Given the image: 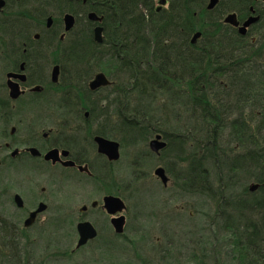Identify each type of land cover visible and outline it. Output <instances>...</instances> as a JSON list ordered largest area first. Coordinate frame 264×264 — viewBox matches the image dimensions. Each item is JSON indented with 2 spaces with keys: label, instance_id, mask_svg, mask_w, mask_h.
I'll list each match as a JSON object with an SVG mask.
<instances>
[{
  "label": "rangeland",
  "instance_id": "obj_1",
  "mask_svg": "<svg viewBox=\"0 0 264 264\" xmlns=\"http://www.w3.org/2000/svg\"><path fill=\"white\" fill-rule=\"evenodd\" d=\"M38 1L9 0V7H12L9 9L23 7L24 2L40 6ZM192 3L190 11L195 17L192 23L197 26L208 24L206 16H200L204 0H193ZM222 4L229 10L239 7L240 3L236 0H222ZM166 7L163 6L165 9ZM205 7L209 10L207 5ZM46 11L55 17L51 8L47 7ZM225 15L226 13L222 16V22ZM86 20V17L79 16L71 32L61 29V43L67 45L72 37L80 36L86 27ZM257 26L254 29L256 31L260 28L259 24ZM182 28L178 26L179 32L184 31ZM196 31L201 36L202 30ZM203 31L207 35L209 30ZM36 32H32L31 36ZM179 32L176 31V38L183 35ZM191 34L189 37L194 33ZM206 35L203 34L202 38ZM200 36L195 42L202 43L204 39L200 41ZM255 41L261 42V39L255 38ZM38 45L40 48L47 46L41 52L47 64L54 58L59 59L62 62L60 71L63 69L66 73L64 59L59 52H55L54 43L46 39ZM179 46L181 42L177 40L176 48H180ZM109 51L107 46L99 49L98 54L102 59L98 61V72L104 73L110 79L112 89L119 85H128L127 76H122V70L115 66L116 62H113ZM263 60L264 48L260 56L253 59L254 65L261 67L260 62ZM254 65H245L252 70L251 76L242 73L224 76L213 75L212 71L204 72V76L210 75L211 79L202 88L218 98L214 111L220 115L221 123L215 129V134L212 132L213 126L206 122L201 123V114L191 108L188 95L192 89L189 85L176 84L175 81L165 83L167 90L165 87L145 91L141 97L142 104L137 109L150 116V123L160 130L155 131V134L161 132L162 135L164 132L169 137L168 146H164V149L158 152L150 150L148 142L154 137V133L145 144L140 143V140L119 143V158L110 164L98 159L96 165L94 164L93 178L50 167H43L41 173H34L30 170V163L20 161L17 175L10 176L6 179L8 182L3 181L0 184L2 189L10 188L3 195L0 191V215L8 219L1 222L4 224L22 220L25 215L24 210L15 205L13 192L21 195L26 209L33 207L37 197H45L49 207L42 216L51 219L45 223V230H41L39 223H35L28 230L29 236L25 240L16 239L12 231L0 229V264H231L232 252L235 251L236 241L240 239L244 225L243 216L240 213H231L228 209L223 214L231 216L223 217L220 210L230 207V204L223 205L226 197L234 200L245 197L243 192L246 188L252 195L256 193L255 190L248 189L252 183L248 177L253 170L238 173L232 179L235 181L233 191L230 192L224 186L225 183L221 184L222 176L227 175L226 168L219 171L210 153L219 154L223 150L225 155L229 154L228 158L233 157L238 150L236 139L245 141L247 137L249 141L246 144L256 143L264 148V67L258 71L259 69L253 68ZM226 66L222 68L228 70ZM48 67L50 70V66ZM106 69L111 76L108 77ZM186 69L180 68V60H176V65L171 66L174 79L177 77L186 80L196 71L195 66L188 65ZM61 72L58 86L61 84ZM1 80L3 76L0 71ZM221 88L223 89L220 90ZM110 90L111 88L100 89L92 96L98 104V111L105 110L107 104L115 102L109 95ZM130 92L132 90L127 94ZM0 98L8 99L7 94L2 91ZM58 99L59 94L54 90L42 96H23L10 102L19 106L22 129L31 125H43L45 129L53 125L60 127L66 119L81 120L77 118L76 105L65 114L59 111ZM121 101L123 104L126 102L125 99ZM138 111L132 113V110L124 106L121 108L122 115L139 116ZM88 126L93 129L96 122H90ZM176 135L182 140L177 146L174 139ZM161 139L163 140L162 136ZM203 144L216 146L209 156L203 150ZM89 155L92 156L93 152ZM192 155L205 159L209 180L206 192L194 191V187L187 180V161L193 158ZM159 166L164 168L168 177L166 185L154 174V169ZM41 187L45 188L44 192L40 191ZM106 193L119 196L124 201L125 208L121 214L124 215L125 223L120 234L114 232L109 221L111 216L104 210L103 201L101 204V198ZM92 200L98 201L97 207L90 208ZM83 204L87 206L85 212L80 211ZM80 219L88 220L94 225L97 235L76 247L78 233L75 226ZM7 224L4 227L10 225ZM258 251H264V240L258 245Z\"/></svg>",
  "mask_w": 264,
  "mask_h": 264
},
{
  "label": "trees",
  "instance_id": "obj_2",
  "mask_svg": "<svg viewBox=\"0 0 264 264\" xmlns=\"http://www.w3.org/2000/svg\"><path fill=\"white\" fill-rule=\"evenodd\" d=\"M6 1L4 13L0 14V56L15 55L14 51L21 47L22 42L31 41L32 32H40L39 43L46 39L54 43L55 52H59L67 68L66 73L62 69L61 84L55 87L59 94V111L65 114L76 105L77 118L86 121L88 125L90 122H96L93 129L87 128L92 135L118 139L120 144L126 141L137 142V140L145 144L150 135L155 131H160L156 125L150 123V116L147 113L139 112L137 109L142 104L141 97L145 91L164 89L165 83L175 81L176 84L189 85L192 89L191 94L188 95L191 99V108L198 110L201 114L199 117L201 123L206 122L213 126L212 132L215 134V129L221 123L220 115L214 111V104L218 98L202 88L203 84L211 79L210 75L204 76V72L211 73L212 71L213 75L223 74L224 76L238 73L251 76L250 71L252 70L245 65H254L253 59L256 60L264 48V21L259 24L258 31L254 30L257 26L255 24L244 36L238 34L234 27L221 21L222 16L229 12H235L240 19L242 17L240 2L239 7H232L229 10L220 3L211 12L207 11L203 5L200 16L205 15L208 24L197 26L192 23L195 17L190 11L193 0H167L166 9L162 8L158 13L152 11L153 0H85L84 3L83 0H39L40 6H32L24 2L23 7L17 9H9L12 7H9V0ZM47 7L51 8L55 15L53 25L49 30L43 27L45 18L52 15L46 11ZM89 11L104 15L102 43L96 44L93 41V23L86 20V27L81 35L72 37L67 45L62 44L59 31L62 29L63 13L69 12L77 20L79 16L86 17ZM178 26L183 27L184 31L179 32ZM199 29L202 30L199 40H204L202 43L199 41L194 44L190 43L191 36L189 35ZM203 30H209L207 35ZM176 31L183 35L176 38ZM203 34L206 35L204 38H202ZM251 37L261 39V42L251 41L249 39ZM176 39L181 42L180 48H176ZM104 46L109 47L113 62H116L115 66L118 70H122V76L126 75L129 82L128 85H119L115 89H112L111 85L101 88H111L109 95L115 102L107 104L105 110L98 111V104L92 96L100 89L90 91L87 83L98 72V61L102 59L98 52ZM184 59L187 61L185 62ZM176 60H180V68L185 70L188 65L195 66L196 71L194 74L191 73L193 75L186 80L177 77L174 79L171 66L176 65ZM53 61L62 63L56 58ZM224 65H227L228 70L222 68ZM260 65L261 67L254 65L253 68L260 71L264 63L260 62ZM208 67L210 69L207 70ZM106 72L108 77L111 76L108 69ZM167 89L166 87L165 90ZM129 90L132 92L127 94ZM121 99H125L126 102L123 104ZM3 102L0 100V103ZM122 106L132 110V113L138 111L140 115H122ZM83 110L87 111L86 116ZM162 136L168 146L169 137L164 132ZM174 139H176V146L182 141L178 135ZM247 140L249 141L248 137L245 141L236 139L238 150L233 157L229 158V154L225 155L223 150L219 151V154L218 152L211 154L210 151L212 152L215 145L203 144L202 148L206 150L208 156L210 153L219 171L226 168L227 175L222 176L221 184L225 183L224 186L230 192L233 191L235 181L232 179L238 173L253 170L248 178L252 183L259 185L255 190L256 193L252 195L247 192L246 188L243 192L245 197L235 200L226 197L223 205L230 204V207L222 208L220 212L223 214L229 209V212L240 213L243 216L244 225L240 239L236 241L235 251L232 252L231 264H264V251H258V245L264 240V187L262 185L264 182V148L262 146L260 148L256 143L246 144ZM192 156L193 158L187 161V180L194 187V191L206 192L209 180L205 159ZM229 212L228 214H231ZM223 215V217L231 216ZM219 217L223 218L222 215Z\"/></svg>",
  "mask_w": 264,
  "mask_h": 264
},
{
  "label": "flooded vegetation",
  "instance_id": "obj_3",
  "mask_svg": "<svg viewBox=\"0 0 264 264\" xmlns=\"http://www.w3.org/2000/svg\"><path fill=\"white\" fill-rule=\"evenodd\" d=\"M4 1L5 5L0 9V14L4 13V9L7 4V1ZM208 1L209 0H204L203 5L206 6ZM243 1L244 0H239V2L242 4V17L240 19L237 17L239 25H241L243 21H245L249 16L257 17L255 24H261V22L264 21V0H246L248 1L246 3ZM220 3H222V0H218L214 8L207 11H213ZM167 4L168 1L166 0L164 5L167 6ZM162 8L163 6L160 7L158 5V0H153L152 11L154 13H158ZM96 15L101 17V21L92 22L93 27L100 25L102 26L104 32V27L102 25L104 15L97 13ZM48 16H51L52 18V22L49 27L46 26ZM48 16L45 18L43 24L45 30H49L54 21V17L52 15ZM255 24L253 23L252 25L248 26L246 34ZM61 27L64 29L63 15L61 17ZM234 28L237 30V27ZM36 34L37 37L35 36ZM258 34L259 33H257V37H259ZM39 36L40 32L37 31L31 36V41L28 43L22 42L20 45L21 47L14 51L16 53L15 55L0 56V71L3 76V80L0 81V92L2 91L4 94L6 93L8 97V99L0 98L1 101H4L3 103H0V184H3V181H5L4 183L8 182L6 179L10 178V176H14L15 174L17 175L20 161L30 163L32 165L30 170L34 171V173H41V169L43 167H50L59 169L61 171H71L77 172L79 174H85L90 178H93L94 164L96 165V161L98 159H101L107 164L113 162L108 160L104 154H101L97 151V144L94 140L96 135H92V133H90V130L87 129L89 127L88 123H86L84 120L68 121L66 119L62 121L63 123L60 127L53 125L46 129L43 125H31L29 127L25 126L23 129L20 126L21 120L19 119V106H16L10 101H16L23 96L31 97L35 96L36 94L43 95L47 92L52 93L54 90L56 91L55 87L57 88L59 83V76L61 72L60 64L54 61H51L49 64H47L46 60L43 59L44 56L41 54V52H43V49L47 48V46H42L40 48V44L38 45ZM251 40H255V38L251 37ZM190 43H192L191 39ZM45 44L48 45L46 42ZM56 64L59 66L58 79L56 82H53L51 80V70ZM48 66H50V70L48 69ZM8 73L24 75L23 80L18 76L9 77L11 81L18 84V88L22 91V93L15 99L9 97V89L7 86ZM163 140L166 142L164 138ZM166 146L167 142L165 147ZM52 150H57L56 156H58V158L54 161L52 159L45 158V155ZM91 151L93 152L92 156L89 155ZM69 161H72L73 164H65ZM9 189L10 188L5 190L0 188V191L3 192V195ZM40 191L44 192L45 188L41 187ZM16 195L20 197V204H17L15 200ZM105 195L108 194L106 193L102 196L101 204ZM12 198L15 205L19 209L24 210L25 215L22 220L18 219L16 221L7 222L10 225L5 227L4 225L7 223L4 222L3 224L1 221L8 219L1 217L0 215L1 230L12 231V234L15 233L14 235L16 236V239L20 238V240H25L29 236L28 230L35 223H39L41 230L46 229L45 223H47L51 218L42 216V213L45 212L49 207L46 203L45 197H37L34 200L33 207L30 209L25 208L24 201L19 193L13 192ZM40 203L44 204V209L36 214L34 220L30 224H25V221L29 217L30 213L36 210ZM97 204V200H92L90 202V208L97 207ZM86 210L87 206L83 204L80 207V211L85 212ZM82 221L88 220L80 219L76 222V225Z\"/></svg>",
  "mask_w": 264,
  "mask_h": 264
},
{
  "label": "water",
  "instance_id": "obj_4",
  "mask_svg": "<svg viewBox=\"0 0 264 264\" xmlns=\"http://www.w3.org/2000/svg\"><path fill=\"white\" fill-rule=\"evenodd\" d=\"M85 1V0H83ZM218 0H209L207 3V8L212 9ZM165 3V0H159L158 4L162 5ZM5 5L4 0H0V9L3 8ZM87 18L90 21H101V17H98L95 12H88ZM74 16L71 13H65L63 15V25H64V31L68 32L71 30V28L74 25ZM223 21L229 25H232L234 27H237V31L239 34L244 35L246 32V29L249 25L255 23L257 21V17L255 16H249L241 25H238V20L236 17V14L234 12H230L225 15ZM52 18L51 16H48L46 21V26L49 27L51 25ZM103 28L100 25H96L93 27L92 34H93V41L95 43H101L103 40L102 35ZM37 37V34L35 35ZM200 36V32L197 31L193 34L191 38V42L194 43L195 40ZM58 72H59V66L56 64L53 66L51 70V80L53 82H56L58 79ZM10 76H18L20 79H24L23 74H14V73H8L7 77V86L9 89V97L12 99L17 98L22 91L18 88V84L11 81L9 78ZM110 81L108 78L104 75L102 72L96 73L92 79L88 83V87L90 90H96L100 87H104L109 85ZM85 115H87V112H85ZM161 134L156 133L153 138H151L148 142V145L150 147V150L153 152H158L160 149H162L165 146V141L161 139ZM94 140L97 144V151L101 154H104L108 160L115 161L119 158V142L114 139H110L107 137H103L100 135H96L94 137ZM57 150H52L48 152L45 155L46 159H52L53 161L58 158L56 156ZM65 164H73L72 161L66 162ZM154 174L160 179L161 183L163 185H166L168 182V177L165 174L164 168L157 167L154 169ZM264 187V182L262 183ZM257 183H251L248 187L250 191H254L258 188ZM15 200L17 204H20V197L18 195L15 196ZM103 201V208L106 211L108 215H110V224L114 230L115 233L120 234L123 232V225H124V215L121 214L122 210L125 208L124 201L116 195H105L102 199ZM44 209V204L40 203L39 206L36 208V210L32 211L29 215V217L26 219L25 224H30L37 213L41 212ZM76 229L78 232V240L76 247H79L83 244H85L88 240L94 238L97 235V231L94 228V226L89 221H82L77 223Z\"/></svg>",
  "mask_w": 264,
  "mask_h": 264
},
{
  "label": "bare ground",
  "instance_id": "obj_5",
  "mask_svg": "<svg viewBox=\"0 0 264 264\" xmlns=\"http://www.w3.org/2000/svg\"><path fill=\"white\" fill-rule=\"evenodd\" d=\"M91 78H92V77H91ZM91 78H90V79H91Z\"/></svg>",
  "mask_w": 264,
  "mask_h": 264
}]
</instances>
